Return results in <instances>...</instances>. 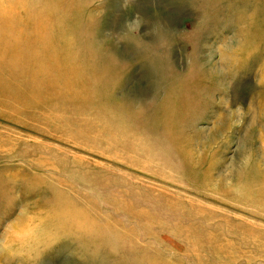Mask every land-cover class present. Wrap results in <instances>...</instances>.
Returning <instances> with one entry per match:
<instances>
[{
  "label": "rangeland",
  "instance_id": "1",
  "mask_svg": "<svg viewBox=\"0 0 264 264\" xmlns=\"http://www.w3.org/2000/svg\"><path fill=\"white\" fill-rule=\"evenodd\" d=\"M0 264H264V0H0Z\"/></svg>",
  "mask_w": 264,
  "mask_h": 264
}]
</instances>
